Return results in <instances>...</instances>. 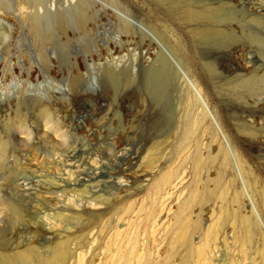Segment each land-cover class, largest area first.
Segmentation results:
<instances>
[{
	"label": "rangeland",
	"instance_id": "obj_1",
	"mask_svg": "<svg viewBox=\"0 0 264 264\" xmlns=\"http://www.w3.org/2000/svg\"><path fill=\"white\" fill-rule=\"evenodd\" d=\"M203 21L170 0H0V248L32 256L15 264H38L59 237L96 245L63 264H197L174 244L185 222L208 242L209 264H264L261 50L239 33L203 42ZM45 123L66 135L56 153L20 133ZM124 136L128 150L111 152ZM73 149L81 168L98 167L88 191L106 200L78 215L89 192L65 185ZM169 173L186 179L166 194Z\"/></svg>",
	"mask_w": 264,
	"mask_h": 264
},
{
	"label": "bare ground",
	"instance_id": "obj_2",
	"mask_svg": "<svg viewBox=\"0 0 264 264\" xmlns=\"http://www.w3.org/2000/svg\"><path fill=\"white\" fill-rule=\"evenodd\" d=\"M170 1L173 3L177 10L186 13L188 17L200 18L201 20L204 19L203 28H196L197 35L201 37V39H203V42L206 34L210 30L214 31L217 35H219V37L225 35L230 38L234 34L239 33L241 36H245L247 39L257 40L258 43L256 45L258 52L261 50L260 60L262 62V66L260 67V71L263 73L258 75V71L257 75L252 76V78L260 77L261 79H264V5L259 4L261 0H228V3H226L229 5L227 11H225L222 6V8L220 6L214 7L212 3L204 4L206 3L204 2L202 5H200L194 2V0ZM238 9H240L241 11L248 12V17L243 16V18H238L239 15H237L235 12ZM237 13L239 14V11H237ZM253 26H256V31H253ZM175 71L182 78L184 85H187L190 89L193 90L196 95L195 97L197 101L200 102L201 105L206 108V104L203 98L201 97V92L198 90L196 85L187 77L185 73L181 72L180 68L175 67ZM20 133L24 134L27 141L29 142L32 141V138L34 136H37L36 139L38 141L43 142L44 147H46V149H48V151L52 153H56L58 151V145H67V138L65 133L62 132L60 128L55 127L54 125H50L48 123H45L43 126H36L34 130H26ZM41 133L45 134L48 140L42 141L44 139L38 137V135H40ZM187 137H189L188 131L185 130L182 133L181 140ZM129 138V136L122 137L120 145L116 146L115 144H111L109 146V149L111 150V152H115L117 150L127 151L128 149L125 147V145L128 143ZM99 150L100 154L103 157L108 156V152H110L108 150V143L105 146L101 147ZM84 164L85 166L83 168H81L80 164H78V161L75 157V149H73V151H68V153L66 154V161L63 163V167L67 169V171L73 172L74 175L76 174L74 177L64 179L66 180V187H69L71 192H78L79 190H81L85 193H88V188L91 190L95 187V181L100 176V172L97 171L98 167H94L93 163L91 162ZM65 174L67 175L66 172ZM161 178L163 181L160 182L163 183L165 187L164 190H166V194H169L171 190L175 193L178 187L183 184V182H185L186 175L181 176L179 179H173L172 174L169 173L162 174ZM56 187L57 189L61 188L60 185H57ZM51 194H55V192ZM194 196L195 195L193 193V197ZM247 197L249 199V206L251 208H254L252 200L248 194ZM0 203L2 204L1 197ZM104 204H106V200L102 199L101 196L96 195L95 191H91L87 194L84 204H79L76 206L77 208L75 209L77 210H74V213L78 215L80 213L79 211H81L82 208L86 210L99 209ZM106 210H108V208H106ZM91 216H94L95 218L94 223L99 221L101 218V215L96 213L92 214ZM2 217V212H0V222L2 221ZM188 225L189 224L185 222L184 224H180V226L177 228L174 243L175 247L179 245H181V247L186 245L187 251L195 253L197 255V264H209V259L207 258V246L209 245L208 242H206L205 240L204 243H201L202 239L193 236L191 232V229L193 230V228H190V226ZM90 228V225L84 224L82 229H86L88 231L85 234H87L88 239L92 240L94 237L93 230L95 227H92L91 229ZM247 230H249V227ZM249 232L247 231V234L244 238L245 242L250 240L249 238L251 232ZM95 247V242L88 243L85 246H80V244L77 242L72 243L68 237H66L65 240H62L59 237L56 239V242H54V245H52L51 248L49 247L50 250H48L47 256L39 258L38 264H63L66 261L67 254H75L80 249H84L86 252H92L93 250H95ZM31 257L32 256L29 252H11L6 248H0V264H15L17 261L20 260L29 263Z\"/></svg>",
	"mask_w": 264,
	"mask_h": 264
}]
</instances>
